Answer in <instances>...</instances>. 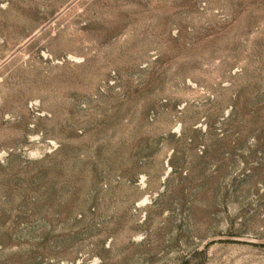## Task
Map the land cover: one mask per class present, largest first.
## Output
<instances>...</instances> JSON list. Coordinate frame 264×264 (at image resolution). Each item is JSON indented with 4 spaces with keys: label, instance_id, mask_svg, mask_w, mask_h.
Listing matches in <instances>:
<instances>
[{
    "label": "rangeland",
    "instance_id": "obj_1",
    "mask_svg": "<svg viewBox=\"0 0 264 264\" xmlns=\"http://www.w3.org/2000/svg\"><path fill=\"white\" fill-rule=\"evenodd\" d=\"M0 264H264V0H0Z\"/></svg>",
    "mask_w": 264,
    "mask_h": 264
}]
</instances>
